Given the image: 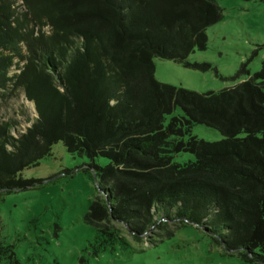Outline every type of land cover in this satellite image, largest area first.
I'll return each mask as SVG.
<instances>
[{"label": "trees", "instance_id": "obj_1", "mask_svg": "<svg viewBox=\"0 0 264 264\" xmlns=\"http://www.w3.org/2000/svg\"><path fill=\"white\" fill-rule=\"evenodd\" d=\"M222 12L215 0H0V91H21L37 113L17 137L0 123V198L38 184L21 173L62 143L109 161L94 166L101 195L86 216L103 250L112 222L136 241L190 224L264 264V62L217 93L154 78L155 58L201 68L188 57ZM196 124L221 140L193 136ZM182 153L194 160L176 163ZM2 263L20 264L0 240Z\"/></svg>", "mask_w": 264, "mask_h": 264}, {"label": "rangeland", "instance_id": "obj_2", "mask_svg": "<svg viewBox=\"0 0 264 264\" xmlns=\"http://www.w3.org/2000/svg\"><path fill=\"white\" fill-rule=\"evenodd\" d=\"M215 1L223 10L222 18L207 28L206 49L196 48L187 60L201 68L155 58L157 82L198 94L217 93L261 71L264 0ZM36 118L34 105L21 91H0V123L14 124V137ZM192 135L206 142L222 138L217 130L199 124L193 126ZM193 160L186 153L175 158L178 164ZM108 164L103 157L92 162L85 155L70 154L58 143L37 166L21 173L24 180L38 184L0 198V240L13 246L20 264H249L236 254H227L190 224L176 228L169 224L171 235L160 237L151 230L152 234L136 241L122 225L112 222L108 232L109 240H114L103 250L86 216L101 195L94 166ZM153 239V244L147 242Z\"/></svg>", "mask_w": 264, "mask_h": 264}]
</instances>
